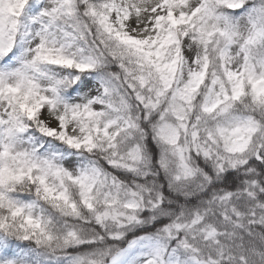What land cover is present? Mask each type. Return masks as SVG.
Instances as JSON below:
<instances>
[{
	"label": "snow or ice",
	"instance_id": "obj_1",
	"mask_svg": "<svg viewBox=\"0 0 264 264\" xmlns=\"http://www.w3.org/2000/svg\"><path fill=\"white\" fill-rule=\"evenodd\" d=\"M0 264H264V0H0Z\"/></svg>",
	"mask_w": 264,
	"mask_h": 264
}]
</instances>
